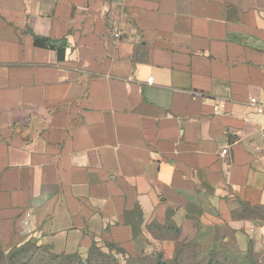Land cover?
Masks as SVG:
<instances>
[{
  "label": "crops",
  "instance_id": "obj_1",
  "mask_svg": "<svg viewBox=\"0 0 264 264\" xmlns=\"http://www.w3.org/2000/svg\"><path fill=\"white\" fill-rule=\"evenodd\" d=\"M251 99L264 0H0V244L176 255L204 218L264 227L235 216L264 213Z\"/></svg>",
  "mask_w": 264,
  "mask_h": 264
},
{
  "label": "rangeland",
  "instance_id": "obj_2",
  "mask_svg": "<svg viewBox=\"0 0 264 264\" xmlns=\"http://www.w3.org/2000/svg\"><path fill=\"white\" fill-rule=\"evenodd\" d=\"M243 209V208H242ZM240 210L238 218L264 216L263 211L248 213ZM202 231L191 245L177 248V254L159 245L151 246L149 239L137 237V250L119 243L97 241L94 248L85 253L59 255L41 238H32L12 250L0 244V264H264V227L258 222L249 229L237 232L223 229L204 218L199 224ZM147 247L151 253H143Z\"/></svg>",
  "mask_w": 264,
  "mask_h": 264
},
{
  "label": "built area",
  "instance_id": "obj_3",
  "mask_svg": "<svg viewBox=\"0 0 264 264\" xmlns=\"http://www.w3.org/2000/svg\"><path fill=\"white\" fill-rule=\"evenodd\" d=\"M250 103L256 107L259 114L264 115V105L260 104L256 99H251ZM263 137H264V128H263ZM224 154V153H223Z\"/></svg>",
  "mask_w": 264,
  "mask_h": 264
},
{
  "label": "trees",
  "instance_id": "obj_4",
  "mask_svg": "<svg viewBox=\"0 0 264 264\" xmlns=\"http://www.w3.org/2000/svg\"><path fill=\"white\" fill-rule=\"evenodd\" d=\"M37 44H38V45H42V46L44 45V44H43V43H41V42H37ZM92 249H93V248H92Z\"/></svg>",
  "mask_w": 264,
  "mask_h": 264
}]
</instances>
